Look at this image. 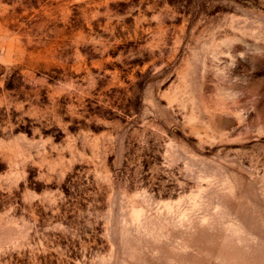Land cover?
Wrapping results in <instances>:
<instances>
[{
    "label": "rangeland",
    "instance_id": "374dc122",
    "mask_svg": "<svg viewBox=\"0 0 264 264\" xmlns=\"http://www.w3.org/2000/svg\"><path fill=\"white\" fill-rule=\"evenodd\" d=\"M0 264H264V0H0Z\"/></svg>",
    "mask_w": 264,
    "mask_h": 264
}]
</instances>
